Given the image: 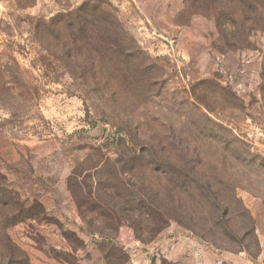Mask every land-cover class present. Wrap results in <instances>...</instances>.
I'll use <instances>...</instances> for the list:
<instances>
[{
  "label": "rangeland",
  "instance_id": "obj_1",
  "mask_svg": "<svg viewBox=\"0 0 264 264\" xmlns=\"http://www.w3.org/2000/svg\"><path fill=\"white\" fill-rule=\"evenodd\" d=\"M83 1L0 0V264H264V0H107L141 53L81 93Z\"/></svg>",
  "mask_w": 264,
  "mask_h": 264
},
{
  "label": "trees",
  "instance_id": "obj_2",
  "mask_svg": "<svg viewBox=\"0 0 264 264\" xmlns=\"http://www.w3.org/2000/svg\"><path fill=\"white\" fill-rule=\"evenodd\" d=\"M191 1L198 7L206 2ZM45 30L54 39L63 41L64 47L68 46V41L73 44L75 51L68 54L70 59L66 56L62 60L68 61L65 65L71 80L74 85L81 87V93L83 87H88L91 91L105 88L108 85L106 77L109 72L124 75L127 69L126 60L138 58L141 53L132 45L133 38L116 17L114 8L107 0H84L73 10L57 13L45 23ZM80 50L85 54L79 53ZM77 63L79 66H76ZM75 66L79 72L75 70ZM138 71L135 66L129 73L136 79L135 74ZM120 131L127 135L124 129ZM12 221L15 220H5L7 224Z\"/></svg>",
  "mask_w": 264,
  "mask_h": 264
},
{
  "label": "built area",
  "instance_id": "obj_3",
  "mask_svg": "<svg viewBox=\"0 0 264 264\" xmlns=\"http://www.w3.org/2000/svg\"><path fill=\"white\" fill-rule=\"evenodd\" d=\"M263 153H264V143H263Z\"/></svg>",
  "mask_w": 264,
  "mask_h": 264
}]
</instances>
